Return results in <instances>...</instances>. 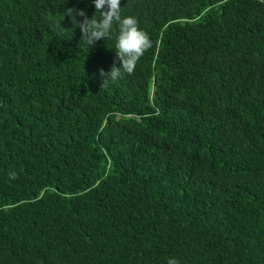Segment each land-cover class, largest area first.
Masks as SVG:
<instances>
[{"label":"trees","instance_id":"trees-1","mask_svg":"<svg viewBox=\"0 0 264 264\" xmlns=\"http://www.w3.org/2000/svg\"><path fill=\"white\" fill-rule=\"evenodd\" d=\"M120 7L103 87L93 0H0V264H264V0Z\"/></svg>","mask_w":264,"mask_h":264},{"label":"clouds","instance_id":"clouds-1","mask_svg":"<svg viewBox=\"0 0 264 264\" xmlns=\"http://www.w3.org/2000/svg\"><path fill=\"white\" fill-rule=\"evenodd\" d=\"M93 2L96 13H100L99 19L96 14L89 19L84 10L77 12L73 8L67 9L65 15L72 17L74 29L78 28L82 33V43L90 47L97 41L112 38L114 25H118V35L115 38L117 60L114 61L110 72L100 70V76L107 77L104 87L109 81L115 82L124 74L134 73L141 57L152 47V41L148 34L139 28L135 17L121 16V0H93ZM77 15L83 17V20L77 19ZM117 63H120L121 67H117ZM168 264H178V261L170 259Z\"/></svg>","mask_w":264,"mask_h":264}]
</instances>
